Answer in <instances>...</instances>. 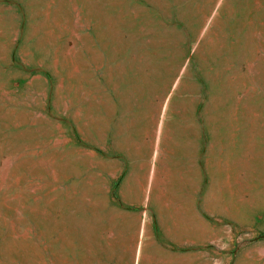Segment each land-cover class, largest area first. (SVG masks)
I'll return each instance as SVG.
<instances>
[{
  "label": "rangeland",
  "instance_id": "1",
  "mask_svg": "<svg viewBox=\"0 0 264 264\" xmlns=\"http://www.w3.org/2000/svg\"><path fill=\"white\" fill-rule=\"evenodd\" d=\"M0 264H264V0H0Z\"/></svg>",
  "mask_w": 264,
  "mask_h": 264
},
{
  "label": "bare ground",
  "instance_id": "2",
  "mask_svg": "<svg viewBox=\"0 0 264 264\" xmlns=\"http://www.w3.org/2000/svg\"><path fill=\"white\" fill-rule=\"evenodd\" d=\"M109 1H111V0H109ZM110 3V2H109ZM100 11H101V9H100ZM98 12H99V10H98ZM101 13H102V11H101ZM100 13V14H101ZM104 13V12H103ZM99 14V15H100ZM101 15H103V14H101ZM104 16V15H103ZM105 17H107L106 15H105ZM112 17H110V19H111ZM106 20V19H105ZM108 20V19H107ZM106 20V21H107ZM111 21V20H110ZM113 21L115 22V19H113ZM117 22H119V20L117 21ZM113 22H110L108 25H110V24H112ZM113 25V24H112ZM111 25V27H114V25L112 26ZM115 26H116V24H115ZM107 27V26H106ZM117 29V28H116ZM108 30V29H107ZM112 30V29H111ZM110 31V30H109ZM113 31H114V29H113ZM116 31V30H115ZM118 31H119V29H118ZM117 33V32H116ZM113 35V34H112ZM116 35V34H115ZM115 35H114V37H115ZM75 69V68H74ZM73 69V70H74ZM70 70H72V69H70ZM74 71H76V70H74ZM67 75H68V73H67ZM71 75V74H70ZM76 75V74H75ZM70 77H72V75L70 76ZM69 79V78H68ZM71 79V78H70ZM69 79V80H70ZM79 80V79H78ZM71 81V80H70ZM72 83V82H71ZM72 84H74V83H72ZM61 87V86H60ZM77 87V86H76ZM70 88V87H69ZM60 89V88H59ZM81 90H80V92H81V95L83 96V98H84V103H85V105H86V107H88V103L86 102L87 100H86V97H87V93L85 92V90L83 89V88H80ZM79 90H77V92H78ZM76 92V91H75ZM64 94V93H63ZM65 96V95H64ZM73 96V95H72ZM61 97V96H60ZM63 98V97H62ZM74 98V97H73ZM72 98V99H73ZM82 98V97H81ZM70 99V98H69ZM80 110V109H79ZM87 110V109H86ZM77 111V110H76ZM83 112H84V110H83ZM94 114V113H93ZM74 115V114H73ZM76 115V114H75ZM90 115V114H89ZM88 118V117H87ZM86 118V119H87ZM85 119V120H86ZM88 120V119H87ZM93 120V119H92ZM81 123V122H80ZM85 125H87V124H85ZM145 174H146V172H145ZM151 176V175H150ZM146 179V178H145Z\"/></svg>",
  "mask_w": 264,
  "mask_h": 264
}]
</instances>
